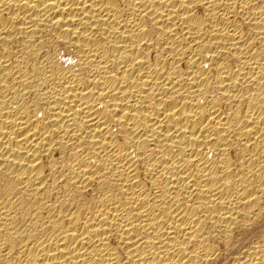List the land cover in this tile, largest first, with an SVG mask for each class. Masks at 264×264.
Returning <instances> with one entry per match:
<instances>
[{"label": "bare ground", "instance_id": "bare-ground-1", "mask_svg": "<svg viewBox=\"0 0 264 264\" xmlns=\"http://www.w3.org/2000/svg\"><path fill=\"white\" fill-rule=\"evenodd\" d=\"M0 264H264V0H0Z\"/></svg>", "mask_w": 264, "mask_h": 264}]
</instances>
